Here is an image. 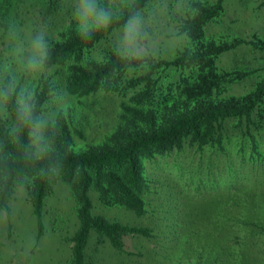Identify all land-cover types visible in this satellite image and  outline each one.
Segmentation results:
<instances>
[{
	"label": "rangeland",
	"instance_id": "374dc122",
	"mask_svg": "<svg viewBox=\"0 0 264 264\" xmlns=\"http://www.w3.org/2000/svg\"><path fill=\"white\" fill-rule=\"evenodd\" d=\"M168 1L171 0H165ZM173 1L170 17L160 9L154 22L155 7L142 15L145 37L138 49L127 56L149 59L144 60L140 69L128 70L123 87L131 78L143 76L146 64L154 60L174 62L184 53L194 54L213 44H235L216 59L219 73L230 81L224 94L187 107L182 105L188 103H177V112L186 114V108L228 104L232 99L239 105L246 103L258 84L264 82V48L254 45L264 43V0H224L220 15L190 35L179 33L177 26L180 16L194 13L188 8L192 0ZM193 1L214 4L218 0ZM160 16L170 21V27L158 21ZM115 46L120 49L121 42L101 43L92 50L91 58L100 60L107 52L115 51ZM52 71L57 72L58 78L64 73L59 69ZM183 72L175 65L162 67L147 82L149 87L142 80L135 88L158 93L159 87L177 84ZM40 79L35 75L30 80L26 77L22 88L37 95L42 91L38 86ZM3 82L1 77L0 85ZM123 87L119 94L100 92L83 98L55 90L39 113L49 120L45 131L47 151L37 154L29 142L26 154L39 157L55 153L53 136L62 142L60 118L69 130V150L76 154L113 146L118 131L134 132L136 127L145 130L147 123L134 120L128 112L133 89ZM169 110L157 111L156 127H163L173 118ZM253 120L250 126L243 119L227 121L225 141L219 150L207 148L202 153L186 145L182 151L143 159L142 176L150 187L142 195L146 210L143 216L122 206L102 204L98 193L92 190L93 215L150 228L153 236L127 241L133 252L130 254L117 251L109 241L100 244L93 231L87 249L89 263L264 264V101ZM27 199L25 187H18L10 204L12 221H8L6 213L2 215L0 264H68L72 247L68 241L80 226L71 188L61 179L56 181L45 202L40 237L34 208Z\"/></svg>",
	"mask_w": 264,
	"mask_h": 264
},
{
	"label": "trees",
	"instance_id": "16d2710c",
	"mask_svg": "<svg viewBox=\"0 0 264 264\" xmlns=\"http://www.w3.org/2000/svg\"><path fill=\"white\" fill-rule=\"evenodd\" d=\"M223 2L218 0L212 4L192 0L188 8L194 13L180 16L179 33L190 35L202 30L220 15ZM174 4L173 0H122V12L107 30L82 37L74 18L76 0H0V78L5 83L9 78L16 80L22 75L17 83L19 89L26 77L27 80L34 75L40 77L38 86L42 91L35 95L37 115L55 90H63L67 95L78 98L95 96L100 92L119 94L127 82L128 70L140 69L144 60L149 58L124 56L115 46L117 51L107 52L100 60H95L91 58L92 50L104 42H121L124 25L130 15H143L155 7L152 14L155 22L160 9L170 17ZM159 20L162 25L170 27L166 17L160 16ZM41 32L49 44V60L46 71L37 75L24 69V61L31 39ZM120 34L122 36L119 37ZM213 45L194 54L184 53L174 62L154 60L146 64L143 76L131 78L123 87L134 91L128 112L134 120H142L147 126L143 131L138 127L134 132L118 131L114 136V145L110 147L78 154L72 152L69 150L71 138L68 127L60 118L62 142L53 136L55 153L28 156L29 130L23 128L12 133L10 125H15L16 114L14 99L10 101L7 116L0 114V221L3 213L8 215V221H12L10 204L13 196L18 187H25L27 200L32 204L39 224V237L42 236L45 202L53 193L56 181L61 179L71 188L80 220L78 230L68 241L72 244L68 264H90L87 249L93 231L98 234L100 244L109 241L117 251L132 254L127 241L134 237L151 238L153 230L93 215L90 192H97L104 205L122 206L143 216L146 210L142 195L150 189L142 176L143 159L173 150L182 151L186 145L196 147L202 153L207 148L219 150L225 141L226 122L243 119L249 126L254 124V115L264 101L262 82L244 104H236L232 99L228 104L186 108V114L177 112V103H188L182 105L187 107L202 100L218 99L227 89L226 83L230 81L219 73L216 59L221 52L234 48L235 44ZM254 45L264 48L262 42ZM173 65L184 71L177 84L159 87L158 93L141 92L146 90L135 88L142 80L146 83L150 81L157 69ZM54 69L64 73L58 78L57 72L52 71ZM147 86L150 84L147 83ZM162 109H170L174 116L158 128L154 119L157 111ZM253 147L256 149L255 142Z\"/></svg>",
	"mask_w": 264,
	"mask_h": 264
},
{
	"label": "clouds",
	"instance_id": "9594fccd",
	"mask_svg": "<svg viewBox=\"0 0 264 264\" xmlns=\"http://www.w3.org/2000/svg\"><path fill=\"white\" fill-rule=\"evenodd\" d=\"M122 12V0H76L74 18L78 32L82 37H90L94 32L107 30ZM145 20L139 13L130 15L125 22L120 53L124 56L137 50L140 41L145 37ZM49 60V44L43 32L31 39L24 61V67L30 73L41 74L46 71ZM15 103L16 123L11 129L15 134L27 128L29 130L30 147L37 154L47 151L45 131L49 120L36 114L35 93L28 88L17 87L15 78H9L0 85V114L7 116L10 101Z\"/></svg>",
	"mask_w": 264,
	"mask_h": 264
}]
</instances>
